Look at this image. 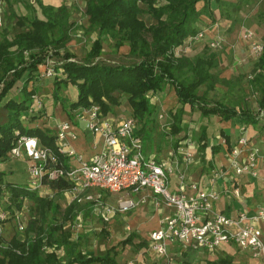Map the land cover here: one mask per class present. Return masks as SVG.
<instances>
[{"label": "trees", "instance_id": "obj_1", "mask_svg": "<svg viewBox=\"0 0 264 264\" xmlns=\"http://www.w3.org/2000/svg\"><path fill=\"white\" fill-rule=\"evenodd\" d=\"M35 4L40 9L42 18L37 16L34 7L26 3L23 5L29 12L24 16H17L11 3H7L8 18L15 19L18 26H29V29L20 30L13 38L0 41V104L13 85L23 79L20 99H8L2 104L6 110V119L0 121V163L7 161L17 134L35 135L41 143L54 146L55 136L50 130L39 125H30L38 114L32 112L35 111L32 107L34 90L25 89L31 79L30 74L36 72L44 63L60 40L68 14L64 7L54 10L42 0H35ZM213 4L221 15L227 18L232 17L228 14L232 10L228 11L226 7L231 5L234 12L239 9L235 4L224 0H87L86 13L98 36L83 61L65 60L60 65L64 76H56V85L52 91L54 100H59V85L66 87L70 84L76 89V97L72 101L62 100L64 109L71 111L96 104L108 115L110 106L116 105L120 96H125L132 110V117L147 125V118L152 117L156 110V106L150 102L151 95L169 85L174 89L178 104L173 113L170 111L171 134L177 135L184 131V106H189L190 109H200L201 117L217 116L223 121L235 119L247 127H255V124L260 123L264 139V115L262 118L257 117L258 112L248 108L244 102L230 105L219 100H208L206 95L204 96L222 82L214 72L219 66V54L212 52L207 46L193 57L184 53L176 54V49L183 46L189 36L199 32L197 23L202 21V16L212 21ZM143 13L152 17L155 23L147 25L140 18ZM59 15L61 21L58 20ZM55 28L59 34L51 39L50 33ZM104 35L116 40V46L127 43L128 55L132 60L128 63L113 64L97 60ZM70 57V54L65 55V58ZM257 67L264 70V45L257 59ZM253 83L260 92L258 111L264 112V76L261 72L258 71L255 75ZM224 85L228 86L227 81H224ZM202 86L203 93L199 94L198 90ZM228 89L229 86L226 91ZM23 117L29 120L28 123L23 121ZM151 121L153 120L149 122ZM200 129L198 139L202 143L198 148L203 151L207 139L206 124H202ZM220 133H223V130H220ZM225 136L223 138L228 142L227 135ZM6 175L5 171L0 170V194L5 195L10 203L21 207L25 200H31L40 215H43L45 210L56 211V203L37 191L29 190L26 186L27 180L17 183L7 180ZM44 185L58 193L68 189L70 184L64 180H49L44 181ZM37 229V235L27 242V247L17 237L11 238L6 246L0 249V264H120L114 257L115 252L112 256L110 250L103 255L84 256L77 253L61 261L54 254L42 251V236L39 235L41 228L37 226ZM55 233L51 232L52 237ZM65 236L63 233L59 242L61 245L65 243ZM133 236L135 235H129L123 242L131 241ZM229 261L208 260L196 264H230Z\"/></svg>", "mask_w": 264, "mask_h": 264}, {"label": "built area", "instance_id": "obj_2", "mask_svg": "<svg viewBox=\"0 0 264 264\" xmlns=\"http://www.w3.org/2000/svg\"><path fill=\"white\" fill-rule=\"evenodd\" d=\"M2 11L0 3V23ZM202 36L198 32L186 40L195 41ZM241 37L247 42L248 54L258 59L264 44L251 29H244ZM208 45L215 47L219 42L210 41ZM41 76L63 77L64 72L62 68L55 71L47 67ZM259 113L264 115L262 110ZM76 117L84 122L87 132L98 135L102 142L101 148L89 159L69 147V140L75 139L76 134L67 121L57 125V142L53 147L41 143L38 136L17 134L9 156L28 160L29 178L26 186L29 190L43 195L47 188L44 181L64 180L70 184L66 190L73 193L74 201L91 203L98 217L107 223L115 214L135 208L144 199L118 198L115 205H110L101 199L102 192L135 193L148 189L156 201L162 202L168 209L158 227L149 233V247L159 258L170 262L169 244H177L181 251L203 248L209 254L226 244H233L247 252L254 264H264V238L259 227V223L264 222V207L258 205L252 214L239 212L236 215H227L214 207L219 192L213 186L219 179L234 180V176L259 175L261 149L255 144L246 125L238 126L237 137L229 147L226 164L210 169L209 182L212 187H199L184 172H179L178 189L171 191L170 176L177 168L178 160L173 151L165 160L146 156L142 137L137 133L136 118L127 116L115 120L104 114L96 104L77 109ZM158 118L163 121L161 127L168 129L170 122L165 121L166 116L160 114ZM221 140L226 143L224 138ZM186 142L188 147L183 152V161L188 165L194 160L197 145L190 139ZM262 180L264 182V175ZM91 189L96 190V193H90ZM233 194L236 197L240 195L237 187L233 189ZM17 227L21 231L24 229L18 220Z\"/></svg>", "mask_w": 264, "mask_h": 264}, {"label": "rangeland", "instance_id": "obj_3", "mask_svg": "<svg viewBox=\"0 0 264 264\" xmlns=\"http://www.w3.org/2000/svg\"><path fill=\"white\" fill-rule=\"evenodd\" d=\"M7 1L8 0H0L1 9L3 10L2 20L0 23V41L4 38H13L14 34L20 30L29 29V26H18L15 19L8 18L9 7L7 3H11L12 9L17 16H24L29 12L27 7L23 5L26 3V5L34 7L37 10V16L42 18L40 9L37 8L35 4V0ZM86 1L87 0H42L45 5L51 6L54 10L64 7L66 13L68 14V20L66 24H64V32H62L60 40L57 41L56 46L52 49V53L48 54L46 60L39 66L36 72L30 74L31 79L28 81L27 88L25 89L34 90L32 107L35 108V111L32 112L38 114L37 118L42 119L46 117L47 119L49 117L48 115H51L52 113L53 115H56V110H58L57 108L63 107L61 101L64 99L72 101L73 96L76 95V89L74 86L68 84L64 87L60 84L58 87V95L61 98L59 97V100L55 101L52 91L54 85H56L54 83L56 77L44 78L41 76V73L47 67H52L55 71H57L61 68L60 65L65 60L83 61L86 54L90 51L93 42L98 36V32L92 25H90L89 16L86 13ZM214 4L212 5L213 11L211 13L212 21H214V18L216 19V12L219 10ZM140 6L142 5L140 4ZM198 7H201V5H198ZM250 8H252L251 4ZM226 9H228V11L230 9L232 10L228 13L232 16L230 26L226 28L219 26V28L213 30L214 36H217L216 39H213V41L218 40V46L210 47L208 45L209 40L202 36L197 41L187 42L185 52H182L185 47L177 48L176 50L178 51H176V54L184 53L193 57L200 54L204 50L205 46H207V48H209L212 52L219 54V66L214 70V72L218 74L222 82L217 84L213 90L204 94V96L206 95V99L211 101L219 100L230 105H239L244 102L248 108L254 109L255 112H258L256 113L257 117L262 118L263 116H261L258 111L260 92L257 89V86L253 83V78L258 71L264 76V70L258 68L257 59L248 54L247 42L242 39L241 33L244 29H251L253 30L255 37L264 44V7L263 11L258 12V15L255 11L252 12L250 10H246L244 12L247 13V16L243 17L238 14V12H234V9H232L231 6L226 7ZM59 17L60 15L58 16V20L61 21ZM140 18L147 25L155 23V20L147 13L141 14ZM200 25H198V27ZM201 27H203V25H201ZM207 29L210 30V27L208 26ZM58 34L59 32L57 29H53L50 33L51 39L56 38ZM115 42L116 40L110 38L108 35L102 36V49L97 57V60L109 64L130 62L132 58L128 55L127 43H124L121 46H116ZM28 54L29 53H27V56ZM66 54L71 55L70 59L65 58ZM223 80L228 83V91H226L228 86L224 85ZM21 81H23V79ZM21 81H17L13 85L7 93L5 99L0 104V121H4L6 119V110L2 107V104L8 99H20V90L22 89ZM203 89V86L200 87L198 93L202 94ZM155 101H158L155 103L156 110L152 115L155 120L153 123L151 121L149 124L153 127V124L155 123V126L154 131L152 128L149 129L150 134L154 132L157 137L161 139L159 149H163L166 146L171 147L172 141L176 139V136L170 133L171 124L168 126V129H163L161 127L163 121L159 118L157 119L158 114L160 113L164 115V111H167L170 105L168 106L161 102L163 100L159 102V97H156ZM177 106L178 105L176 104V107ZM185 108L186 113L183 118L186 122L194 125L192 128L195 130L192 133V137H198L201 123L204 124L205 119L200 116V109L198 112V108L196 107L190 109L186 106ZM110 109L111 111L108 114L115 118L132 116V110L129 107L125 96H120L118 98V103L114 106H110ZM162 109L163 111H161ZM50 112L51 114H49ZM168 119H166V122H170ZM23 121L28 123L29 120H27L26 117H23ZM188 123H183L184 133L189 130ZM80 126L84 127V124H80ZM192 128L190 129L193 130ZM218 128L219 124L211 119L207 135L217 140L216 137L219 135ZM255 130L257 133H262L260 123L255 124ZM182 134L183 132H180L179 136H183ZM233 136L236 137V134ZM56 142L57 138L54 137L53 143ZM7 160L11 161L13 166L16 165L15 175H8L9 181H14L12 180V177L18 180H27L29 178L28 160L24 158H12L10 156ZM43 196L45 195L43 194ZM105 197L108 202H114V198L112 196L106 195ZM73 198V193L69 190L55 193L53 196H50L49 199H51L53 203H56V211L45 210L43 215H40L35 208L36 205L31 200H25L21 207H16L15 204L8 201L5 195L0 194V249L4 248L6 243H8V241L13 237H17L25 244V247H27V242L32 241L37 235L38 226L41 228V233L39 235L42 236V251L54 254L61 261H64L68 256L76 255L77 253L84 256L93 254L103 255L108 250H110L111 255L114 256L113 253L118 251L121 252L122 247L124 250L130 249L131 252H134L132 244H126L123 242L125 238L128 237V232L124 227L125 225H123L124 222L121 215L127 216V213H117V216H115L116 214L113 216L114 219L119 221L121 226L119 229H114L111 226L113 223H103L102 220L99 219L98 215L93 210L91 203H77ZM17 220L24 226L22 231L17 227ZM51 232H56L54 237H52ZM63 233L66 235L65 243L61 245L59 242L62 240ZM55 237L57 239H55ZM66 243H68L67 246ZM17 252L19 251L17 250ZM188 255L189 256L187 257L183 255L177 257L174 256L176 257L174 260L187 264H195L206 257L205 253L197 255L192 254L191 252V254ZM134 256L135 253L130 255L128 259H134ZM114 257L116 258V261L121 264H124L126 260H128L123 256H119L118 258L116 256ZM212 258V260H216L218 262H221L222 260H226V262H228V259H230V264H235L236 260L241 259L236 252L225 254L224 251H217Z\"/></svg>", "mask_w": 264, "mask_h": 264}, {"label": "crops", "instance_id": "obj_4", "mask_svg": "<svg viewBox=\"0 0 264 264\" xmlns=\"http://www.w3.org/2000/svg\"><path fill=\"white\" fill-rule=\"evenodd\" d=\"M224 1L238 6L239 9L237 10V12L242 17L247 16V13L244 12L246 10H250L252 12L255 11L258 15V12L263 11V7H264V0L262 1L261 0H224ZM250 4L252 5V8H250ZM216 13L217 16H215L216 19L214 18V21H210L204 16H202V21L197 23V26L200 24L203 25V27H201L200 25L199 27L201 28L198 27V30H200V32L204 34L203 36L209 40L208 42L213 41V39H216L217 37L214 36L213 34L214 29L219 28V26L226 28L229 27L231 24L232 17L227 18V16H222V15L220 16L219 10ZM208 26L210 27V30L207 29ZM187 42L189 41L185 40L183 46H180L179 48H184ZM185 49L186 47L183 49L184 51L182 52H185ZM75 97L76 95L73 96L72 100H74ZM156 97H159V102L163 100L161 102L165 103L168 106L170 105L167 111H164L165 113L164 115L166 116V119L169 118L168 120L171 123L172 122L171 114L174 112V109L177 104L173 87L167 85L162 91L155 92L151 95L150 102L155 106H156L155 103L158 102L155 101ZM185 107L186 106H184V109H186ZM57 109L58 110H56V115H53V113L51 114L50 112L49 114L51 115H48L49 117L47 119L46 117H44L45 119L35 118V121L30 122V125L33 126L39 125L42 128L50 130L51 134L55 136L57 125L63 121L69 122L72 131L76 134L75 139L69 140V147L73 148L77 153L81 154L85 159L91 158L101 148L102 142L99 136L92 135L91 133L87 132L84 129V127L80 126V124H84V122L82 120L77 119L76 117L77 110L70 111L64 109L63 107ZM161 111H163V109ZM159 115L160 113L158 114V116ZM111 117L115 120L121 119V118H115L112 115ZM204 119H205L204 124H206L207 131L211 119H213L216 123L219 124V128H218L219 135L216 137L217 140L207 135V139L205 141L206 146L203 151H200L198 148V145L202 143L198 139V137L200 136L201 129H199L198 137L193 138L192 133L195 129H193L192 127H194V125L193 124L191 125L190 123L186 122L184 118H183V123H188V127H189L188 132L184 133L183 131L182 134L183 136H179L180 133L174 135L176 136V139L172 141L171 143L172 146L171 147L166 146L163 149H159L161 139L157 137V135L154 132L150 134L149 129L152 128L154 131L155 123L153 124L154 126L152 127V125L151 126L149 125L151 123L149 121L153 120L152 121L153 123L155 119L153 117L147 118V122H148L147 125L139 121L137 123V132L142 137L143 151L146 156H154L159 160H165L168 158L169 153L171 151L174 152L175 157L178 160V165L170 176L169 189L171 191H175L178 189L177 175L179 172H184L185 175L190 180L196 182V184L199 187L202 188L212 187L211 183L209 182L210 169L213 166L224 165L227 162V155L229 150L228 147L235 142L238 131L237 128L241 124L235 119L223 121L217 116H209L207 118L204 117ZM190 128H192L193 130H191ZM248 129L255 144L259 146L262 153V158L259 160V165H258L259 175L257 177H253L250 175L234 176L233 177L234 180L219 179L216 183H214L215 185L213 187L216 188L217 191L219 192V198L214 205L215 210L225 213L227 215H236L239 212H246L247 214H252L254 213L255 208L258 205L264 207V182L262 180V176L264 175V139L262 133L261 132L257 133L254 126L248 125ZM220 130H223V133H220ZM235 134L236 137L233 136ZM223 135L224 137H226L225 135H227L228 142L222 143L221 139L223 138ZM187 139L188 140L190 139L192 142H194V144L197 145V148L192 163L185 165L183 161V152L188 147V144L186 142ZM15 166L16 165L13 166V164H11V161L8 160L3 163H0V170L5 171L7 173L6 179L9 180L8 175L10 176L15 175L16 173ZM12 178H13L12 180H14L13 182H17V183L19 182L24 183L26 181V179L18 180L15 179L14 177ZM236 187L239 189V193H240V195L237 197L233 194V189ZM44 192H45L44 195L47 198L53 196L56 193L55 191H51L48 188H46ZM89 192L96 193V190L91 189L89 190ZM106 195L112 196L114 198V202H108L105 197ZM129 197H132L137 201L144 199V202H139V204L135 208L127 212L118 213V214H125V213L128 214L127 216L121 215L124 222L123 225H125L124 227L127 229L128 236L131 234L135 235L133 236L131 241L126 242V244L127 243L132 244V249L134 250V252H131L130 249L124 250L123 247L121 248L122 249L121 252L119 251L115 252V256L117 258L119 256H123L127 259L130 255L135 253L134 259L126 260L124 264H187L180 261L177 262L174 259L180 255L187 257L189 256L188 254H191V252L192 254H197V255L205 253L206 257L203 258L201 261L196 262V263H203L208 260H212L213 259L212 256H214L217 251H224L225 254L236 252V254L241 259L236 260L235 264H254L253 259L249 256L247 252L241 251L233 244H226L225 246H222V248L216 250L213 254H209L203 248L188 249L181 251L179 246H177V244H169L167 249H168V255L170 256L171 260L170 262L167 263L166 260L156 256V254L152 252V250L149 247V233L153 229L158 227L160 220L163 218L164 215L168 213V209L164 206L162 202L156 201L155 196H153L150 190L142 189L139 192H135V193H130L128 191H120L117 193L105 194L104 192H102L101 199L105 203H108L110 205H115L118 198L125 199ZM83 203L87 204L85 201ZM118 214H116L115 216H117ZM99 219L101 218L99 217ZM107 223L110 224L113 223L111 226L114 229L115 228L119 229V227H121L119 221L114 219V217H112L111 220ZM259 227L262 230L263 238H264V222H260ZM92 264H97V263H92Z\"/></svg>", "mask_w": 264, "mask_h": 264}]
</instances>
